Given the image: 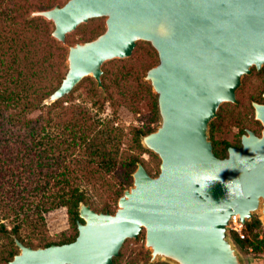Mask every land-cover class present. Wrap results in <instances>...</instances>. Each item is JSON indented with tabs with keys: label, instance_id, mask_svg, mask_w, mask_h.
I'll return each instance as SVG.
<instances>
[{
	"label": "water",
	"instance_id": "95a60500",
	"mask_svg": "<svg viewBox=\"0 0 264 264\" xmlns=\"http://www.w3.org/2000/svg\"><path fill=\"white\" fill-rule=\"evenodd\" d=\"M31 17L52 23L64 46L82 25L105 21L95 39L68 46L66 75L47 105L86 77L105 90L106 62L130 58L141 41L151 46L158 61L144 80L160 125L141 143L161 164L156 176L138 164L115 212L81 203L71 243L33 248L14 236L19 253L8 264H115L143 231L152 263L245 264L230 228L234 215L247 224L256 214L264 230V103L253 102L261 134L247 130L225 158L210 128L223 104H238L244 77L264 67V0H67Z\"/></svg>",
	"mask_w": 264,
	"mask_h": 264
},
{
	"label": "trees",
	"instance_id": "16d2710c",
	"mask_svg": "<svg viewBox=\"0 0 264 264\" xmlns=\"http://www.w3.org/2000/svg\"><path fill=\"white\" fill-rule=\"evenodd\" d=\"M9 1L0 0V240H6L7 247L0 264H8L19 253L14 236L33 248L73 242L77 222H83L81 203L94 207L92 198L107 196L112 202L101 203L99 211H112V203L133 185L138 164L150 173L142 156L154 157L141 143L153 129L131 128L132 144L121 151L123 130L99 117V108L71 105L57 116L54 111L60 102L44 104L53 90L46 84L48 70L41 63L53 59L52 48L63 47L51 37L45 19L30 18L27 8ZM142 86L157 114V97L147 84ZM213 145L219 158L227 157L233 146L226 143L219 149L214 141ZM60 208H67L71 229L54 240L47 235L45 215ZM28 229L39 238L24 237L22 232ZM245 233L244 240L233 234L239 247L264 255L258 217L246 224Z\"/></svg>",
	"mask_w": 264,
	"mask_h": 264
},
{
	"label": "rangeland",
	"instance_id": "374dc122",
	"mask_svg": "<svg viewBox=\"0 0 264 264\" xmlns=\"http://www.w3.org/2000/svg\"><path fill=\"white\" fill-rule=\"evenodd\" d=\"M11 2L27 8L29 17L32 18V12L63 5L67 0H10L8 3ZM48 23L49 33L52 37L53 25L50 22ZM105 28L104 19H94L70 34L67 39V46L57 41L63 49L57 51L52 48L53 59L41 63L43 70H48L46 79L48 88L54 92L61 85L66 75L68 46L91 41L99 36L100 32L103 33ZM38 55L42 59V49L38 51ZM157 61V55L151 46L146 42H139L130 58L115 59L104 64L102 80L105 90L98 87L93 77H86L67 97L59 101L60 104L54 113L58 116L65 111L64 107H70L71 105H87L89 108L94 105V108L100 109L99 117L109 119L116 123V127H121L124 133L121 151L128 148L132 144V136L129 133L131 128L153 129L155 131L160 125L158 108L156 114L152 99L146 94L142 86V84H147L152 90L150 84L144 80V76L148 69L156 65ZM152 93L155 95L153 90ZM263 95L264 67L261 71L253 68V73L244 77L242 86L237 92L238 104H223L218 111V117L212 122L214 132L211 125L210 136L219 149H222L226 143L233 145L232 147H240L241 138L246 129L255 132L257 135L261 134L262 124L255 119L253 102L264 103ZM102 101L105 103L104 106ZM113 103L116 111L112 106ZM94 108L92 111L96 114L97 111ZM152 154L154 157L145 153L142 158L146 161L145 165L149 168L150 174L156 176L160 172L161 160L154 153ZM91 200L94 202V207L91 206L93 209L96 208L98 212H101L99 211L102 208L101 203L112 202V199L107 196H98ZM112 204V211H110L115 212L118 208V202ZM255 217H258V215L255 214ZM45 223L47 235L54 240H59L63 237V234L70 233L71 226L67 208H60L46 214ZM22 234L27 239L39 238L30 229L23 231ZM33 242L36 245L38 244V240H33ZM145 242V231L140 234L138 239L127 240L121 250L118 264H170L162 260L152 263L151 251L146 248ZM5 243L6 240H0V259L7 255ZM237 246L245 264L256 263L255 260L258 256L254 252L242 250L238 244Z\"/></svg>",
	"mask_w": 264,
	"mask_h": 264
},
{
	"label": "built area",
	"instance_id": "2783aa9c",
	"mask_svg": "<svg viewBox=\"0 0 264 264\" xmlns=\"http://www.w3.org/2000/svg\"><path fill=\"white\" fill-rule=\"evenodd\" d=\"M246 224L242 223L238 215H234L231 221V234H236L240 239L244 240L246 238ZM251 251V250H250ZM252 252V251H251Z\"/></svg>",
	"mask_w": 264,
	"mask_h": 264
},
{
	"label": "crops",
	"instance_id": "0c3cea01",
	"mask_svg": "<svg viewBox=\"0 0 264 264\" xmlns=\"http://www.w3.org/2000/svg\"><path fill=\"white\" fill-rule=\"evenodd\" d=\"M257 256H258V258L255 260L256 263L257 264H264V255H257Z\"/></svg>",
	"mask_w": 264,
	"mask_h": 264
},
{
	"label": "flooded vegetation",
	"instance_id": "af4514ba",
	"mask_svg": "<svg viewBox=\"0 0 264 264\" xmlns=\"http://www.w3.org/2000/svg\"><path fill=\"white\" fill-rule=\"evenodd\" d=\"M247 130H248V129L245 130V134H247ZM245 134H243L242 137H243ZM241 140H242V138H241ZM240 147H241V146H240ZM240 147H235V148H240ZM229 148H231V147H229ZM229 148H228V150H229Z\"/></svg>",
	"mask_w": 264,
	"mask_h": 264
}]
</instances>
